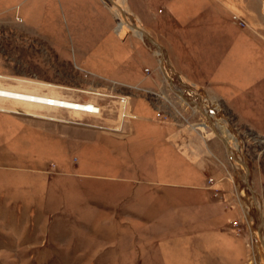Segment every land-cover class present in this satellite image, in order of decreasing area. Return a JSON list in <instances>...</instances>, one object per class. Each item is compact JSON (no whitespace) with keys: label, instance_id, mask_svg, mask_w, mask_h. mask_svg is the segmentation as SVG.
Segmentation results:
<instances>
[{"label":"rangeland","instance_id":"374dc122","mask_svg":"<svg viewBox=\"0 0 264 264\" xmlns=\"http://www.w3.org/2000/svg\"><path fill=\"white\" fill-rule=\"evenodd\" d=\"M123 1L248 164L264 239V103L241 63L264 49V0ZM15 4L0 12V87L100 110L0 98V264H264L246 169L109 3L0 10Z\"/></svg>","mask_w":264,"mask_h":264},{"label":"bare ground","instance_id":"6f19581e","mask_svg":"<svg viewBox=\"0 0 264 264\" xmlns=\"http://www.w3.org/2000/svg\"><path fill=\"white\" fill-rule=\"evenodd\" d=\"M105 1L109 3L108 6H109L110 10L114 13V15L119 20L117 27H116L118 34L122 35L125 32H130L133 36L137 37L139 40H143L144 43L146 44V46L152 51V54L155 55V57L159 63L160 69L163 72L165 78L168 80V83L170 85H173L172 83H175V81H178L182 85V87H184L186 92L189 93V95H190L189 101H191L193 103L194 107H196L198 109L202 108V107H206L205 106L206 104L204 103L203 99L200 102L199 100L196 101L193 98L194 95L197 93L196 89L194 90L191 84L184 82L181 79V77H179V75H177L174 72V70H172L171 65L169 64V60L167 58V54L165 52V49H161L157 45L147 42V40H146L147 39V31L144 30L141 27V25H139V23H135L133 21V14H131V12L127 9L124 1L123 0H104V2ZM135 27H137V28H135ZM169 81H171L172 83ZM20 93H21V95L19 96V98H21V99H14L13 98L12 100L21 101V102L26 101V102H29L31 104H36V105L63 108V109H68V110H72L75 112H87V113H98L99 112V110H97L96 107L91 105V104L77 103V102H72V101H68V100H62V99H56V98L45 97V96H40V95L28 94V93H24V92H20ZM180 95L183 97L182 93ZM7 96H11V94L9 93V90L0 89V98L11 100ZM50 100L52 102H50ZM49 103H52L53 105H49ZM0 110H5V109L0 108ZM204 112L207 113L208 111L206 110ZM201 126H202V128H204L207 125L205 123H203ZM229 155L231 156L232 159H235L238 162L237 167H243L244 166V163H243L244 161L236 159L232 150L230 151ZM243 174L246 175L245 171H243ZM244 182H245V185L247 186L246 177L244 179ZM248 185H250L249 180H248ZM254 200H255L256 206L261 211L260 203L256 200V198Z\"/></svg>","mask_w":264,"mask_h":264},{"label":"crops","instance_id":"0c3cea01","mask_svg":"<svg viewBox=\"0 0 264 264\" xmlns=\"http://www.w3.org/2000/svg\"><path fill=\"white\" fill-rule=\"evenodd\" d=\"M56 2H57V0H55V3ZM103 2H104V0H103ZM15 9H18V4H15L14 6H12L10 8L2 9V10H0V12H9V11H12V10H15ZM96 25H98V27H102L101 24H96ZM257 40H259L262 44H264V33L261 34L260 36H258ZM247 41L250 42V41H254V40H252V39L245 40L244 39L243 44L244 45H250L251 43H248ZM164 48H165V44H164ZM146 52L148 53V51H146ZM148 54H150V53H148ZM153 56H155V55H153ZM254 56L256 57L257 61H253L254 60L252 58L253 56L243 57L242 58L241 63H242V65L244 67V70H245V75L243 76V82L248 84V86H249L248 94H247L248 97L253 98L254 97V93H255V89H257L258 91H256V92H257V95H258V100L263 101V103H264V49L263 48H262V50L258 49V52ZM173 67H175V66H173ZM177 72L181 73L182 76L187 81H189L190 83L198 85L197 83L191 81L190 77L186 73L182 72L180 69ZM179 77H181V76H179ZM184 78L181 77V79L184 82H186V80ZM145 80L146 79H144V81ZM144 81L142 79H140V80H138V83H144ZM186 83H188V82H186ZM0 89L9 90V91L10 90L11 91H18V90L9 89V88H6V87H0ZM18 92H24V91H18ZM134 120H136V119H134ZM137 120H141L143 122L148 121V119H137Z\"/></svg>","mask_w":264,"mask_h":264},{"label":"water","instance_id":"95a60500","mask_svg":"<svg viewBox=\"0 0 264 264\" xmlns=\"http://www.w3.org/2000/svg\"><path fill=\"white\" fill-rule=\"evenodd\" d=\"M135 28H137V27H135ZM147 42L148 43H153V44H155V45H157L158 47H160L161 49H164V47L161 45V44H159L152 36H151V34H149L148 32H147ZM143 43H144V41L143 40H141ZM145 44V43H144ZM146 45V44H145ZM172 86V85H171ZM179 93V92H178ZM188 104L189 105H193V103L191 102V101H189L188 100ZM205 109L208 111L207 113L206 112H204L203 111V109L202 108H199L198 110L201 112V113H203V115L207 118V120L209 121V123L211 124V126H212V131H213V133L224 143V145H225V147H226V150L228 151V153L230 154V151H231V149H230V146H229V143H228V141L221 135V134H219L218 133V131L216 130V128H215V126H214V122L210 119V116H209V114H211L210 112H209V109H208V107H205ZM231 157V156H230ZM244 163V167H245V169H246V182H247V188H248V190H249V192H250V194H251V198L253 199V202H255V193H254V191H253V189H252V187L250 186V185H248V176H249V166H248V164L246 163V162H243ZM255 204V203H254ZM256 207V206H255ZM257 212H258V214H259V224L257 225V234H258V237H259V241H260V243H261V245H262V247H263V249H264V239H263V236H262V227H263V224H262V222H263V214H262V212L260 211V210H258L257 209Z\"/></svg>","mask_w":264,"mask_h":264},{"label":"built area","instance_id":"2783aa9c","mask_svg":"<svg viewBox=\"0 0 264 264\" xmlns=\"http://www.w3.org/2000/svg\"><path fill=\"white\" fill-rule=\"evenodd\" d=\"M18 19V18H17ZM9 93L11 94V96H7V97H9L10 99H21V98H19V96L21 95V93L20 92H18V91H9ZM129 100H130V97L129 96H127V95H122L121 97H120V99H119V103H120V106H121V116L123 117V118H136V116L133 114H131L130 113V110H129V107H128V105H129ZM50 102H52L51 100H50ZM49 105H53L52 103H49ZM96 109L97 110H100L99 109V107L98 106H96Z\"/></svg>","mask_w":264,"mask_h":264}]
</instances>
